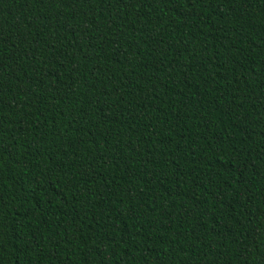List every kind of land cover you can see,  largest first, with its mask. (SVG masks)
<instances>
[{
    "label": "trees",
    "instance_id": "1",
    "mask_svg": "<svg viewBox=\"0 0 264 264\" xmlns=\"http://www.w3.org/2000/svg\"><path fill=\"white\" fill-rule=\"evenodd\" d=\"M0 264H264V0H0Z\"/></svg>",
    "mask_w": 264,
    "mask_h": 264
}]
</instances>
